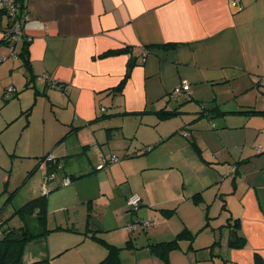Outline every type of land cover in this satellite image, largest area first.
<instances>
[{
	"label": "crops",
	"instance_id": "1",
	"mask_svg": "<svg viewBox=\"0 0 264 264\" xmlns=\"http://www.w3.org/2000/svg\"><path fill=\"white\" fill-rule=\"evenodd\" d=\"M23 3L28 22L14 52L18 55L24 39L29 38L25 45L28 65H24L20 56L13 58L15 62L8 61L12 50L1 40L7 37L4 28L9 21H3L0 59H4L0 70L7 72L10 76L7 80L11 82L0 83V108L2 98L8 97L4 93L7 86L18 94L32 90L36 98H32L27 118L23 112L28 103L25 106L23 97L18 105L9 100L10 116L3 115L5 122L0 119V133L5 123L8 126L23 115L27 128L32 125L33 114L42 108L44 129L53 128L57 138L65 131L57 145L73 136L79 139L73 152L60 154L58 147L56 154L51 152L58 165L67 167L68 174L61 169L49 174L53 176L50 193L61 187L65 175H72L78 177L72 181L74 186L91 177L97 192L115 196L110 190L112 182L124 184L132 177L140 179L143 171L167 170L176 181L163 186L166 198L149 202L142 197L141 205L147 211L138 217L159 221V225L172 217L179 220L173 228L158 227L156 234L175 235L157 242L173 239L183 228L192 234L203 230L200 242L210 241L213 236L214 239L199 248L194 247V240L181 241L179 250L188 253L203 249L206 262L212 264H258L256 255L259 264H264V114L242 113L264 111V85H255L264 79V0H23ZM171 45L174 47L170 48ZM117 49L123 52L102 57L103 53ZM21 68L24 81L17 83L12 74ZM28 71L35 75L32 88H25ZM127 75L122 93L112 94L110 91ZM183 81L189 86L187 91L182 90ZM56 84L64 85V91ZM104 107L106 113L147 112L140 116L114 115L107 119L104 128H96L103 132L99 151L105 155L112 143L122 158L106 174L107 180L97 183L95 179H99L101 172L90 174L97 165L85 153L79 154L91 139H85L79 130L94 124ZM158 111L161 116L165 111L167 117L160 118ZM127 118L133 121L125 122ZM73 126L79 127L78 131L63 138ZM45 136L52 137L50 132ZM43 142L45 149L54 141L45 137ZM15 146L18 148V144ZM148 147L152 151L143 154ZM37 164L38 161L32 169ZM48 166L43 163L30 177L36 181L28 187L27 194L31 196L27 200L7 204L4 198L16 188L12 189L5 164L0 161L3 169L0 218L6 217L12 225L15 208L41 195ZM50 193L47 211L50 205L62 208L69 204L68 211L73 212L67 213L69 220H81V212H76L80 205L85 226L82 232H75L89 241L92 240L84 233L102 236L101 229L91 222L99 220L90 221L97 215L80 203L76 192L65 200L62 192H56L54 199ZM8 206H12V212ZM160 210L175 213L164 218ZM24 219L31 233H42L35 214L25 215ZM32 219L37 232L31 229ZM233 222L238 223L245 239L242 249L228 244ZM18 224L17 228L21 220ZM55 227L74 230L68 225ZM216 229L219 230L214 234L208 231ZM48 242L45 235L28 242L23 255L31 249L32 258L23 261L44 257L51 264ZM157 242L148 239L146 246ZM134 246L137 248L135 243ZM123 261L125 252L121 253V264Z\"/></svg>",
	"mask_w": 264,
	"mask_h": 264
},
{
	"label": "rangeland",
	"instance_id": "2",
	"mask_svg": "<svg viewBox=\"0 0 264 264\" xmlns=\"http://www.w3.org/2000/svg\"><path fill=\"white\" fill-rule=\"evenodd\" d=\"M8 61L14 60L12 58H9ZM18 73H20L21 77L18 75ZM12 76L15 77L17 83H22L24 81L22 68L20 71L12 74ZM7 79H10V76L7 74V72H5V70H0V83L5 80L7 82H11V80ZM4 93L5 96L8 97L13 95V93L10 94L8 92V86L4 89ZM21 96L23 97V103L25 104V106H27L26 103H28V107H26L25 110L32 107V103L34 102L32 98H36L32 90L21 91L18 96L12 98L10 102L14 100L18 105V101L20 100ZM1 105L2 108H0V119L5 122L3 115L10 116V106L8 105V102L5 104L4 100L2 101ZM146 115H148V113ZM23 116L15 119L8 126V123H5L3 131L0 133V161L5 164L6 172L10 177V184L12 186V189L18 188L13 199V203L15 202V204H21L24 200H27V198L31 196L27 194L28 187L29 185H32V183L35 182L36 179L31 178L26 182L25 185H23V182L29 171L32 170V167L35 165L36 161L39 160L37 158H33V156L36 155L39 158L47 153L51 154V152L56 154L57 147L61 150L60 154H68L69 152L75 151L79 146L77 143L79 139L75 138V136L68 138L61 144L57 145L58 141L62 138L65 131L57 138L58 135L53 128L47 126V130L46 128L44 129L42 125V108L40 110H37V112L33 114V116L31 117L32 125L28 126L27 128H24L26 122ZM106 121L107 120L99 123L97 122L98 124L94 123L91 124V126L83 127L79 130L80 132L83 131L85 139H91V141H88L86 144L88 145L86 155L90 159H92V161L97 166H101L103 164L104 158H110L112 155L121 157V154L115 151L112 143L108 146L110 147V150L107 151L105 155H103V153L99 151L100 143L98 142L100 139L102 140L101 135L103 134V132L101 129L96 130V128H104ZM130 121H133V119L127 118L125 120V122ZM199 124L200 122L197 123V125ZM65 128L68 129L67 126ZM104 131L107 130L105 129ZM3 132L4 135H1ZM49 132L51 133L53 138L51 136L45 137H47V139L49 140H53L54 142L48 144L44 149V135L45 133L48 134ZM17 144L18 148L15 146ZM172 145L173 143L170 144V146ZM105 148H107V146H105ZM111 151L115 152L116 154L112 153ZM54 154L49 155V157H53ZM120 162L111 165V167L118 165ZM111 167L107 168L106 170H101V175L99 179H95V182L98 183L99 181L102 182L103 180H107L105 176L107 173L110 174ZM71 169L72 168H70V171ZM1 170L3 169L0 168V176L2 175ZM52 177L53 176L49 178L50 181L48 182H46L45 178L42 179V189L45 188L47 191H49L48 194L53 187L51 182ZM62 180L66 181V178H63ZM126 181L127 182L124 184H116L112 182L113 187L110 190L116 193L115 196H108L103 191L97 192V189L95 188L91 177H87L86 179H82L80 182H76L75 186L72 182L67 185H61L60 188L51 192L50 195L51 199H54L53 195L56 194V192H62L64 194V196L62 197L65 200L71 199L73 193L76 192L80 203L85 204L88 208H90V211L93 214H96L98 216L92 217L90 221L93 219L99 220L98 222L103 226V228H99L101 229L102 237L104 239L107 238L109 241L111 240L110 242H106L112 243L116 246L126 247V242H128L131 238L132 242L134 241L137 248H129L122 251L125 252V261H123V264H165L163 261H161L160 258L152 255L149 248L146 246L147 240L150 239L153 242H157L163 239H170L175 234L167 237V235L163 232L156 234V230L162 225L173 228L176 224H179V220L176 221L177 218L172 217L169 221H166L165 223L160 225L159 221L155 222L149 220L148 218L139 220L138 217L141 215L144 216L146 214L147 208L142 206L139 209H136L135 207L129 205V196L137 195L140 201L143 200L142 197L147 199L149 202L164 200L167 193L162 190L163 186L167 185L169 181H176V177L173 174L168 173L167 170H147L143 171V175L140 179L132 177L130 180L127 179ZM45 182L46 185L43 186ZM125 189L127 190L124 193ZM62 208H59L55 205H50L47 211V228L51 229L56 228L55 226L57 225H68L71 226L74 230H58L53 232H46L45 237L47 236L49 241L48 245H50L51 248V264H96V262L105 255L106 250L104 249L105 247L101 244H97L87 239L83 240L82 235L78 232H75V230H80L82 232L85 226L84 222L81 221L83 218V211L82 209H80V205L79 209H76V212L78 210L79 212H81V220H69V218L67 217V213H71V215L73 214V212H71L70 210L68 211L69 204H67L66 207ZM128 208H130V210H128ZM7 209L9 212L13 211L11 210L12 206H8ZM15 217H12L11 220L12 225L17 228L19 226V218L18 216ZM147 222L149 223L143 225ZM78 226L80 229H78ZM31 229L34 232L38 231V228L35 224V219L31 220ZM223 229L226 233H228L227 227ZM218 230L219 229L208 231L209 233L214 234L215 231L218 232ZM193 232L195 233L193 245L196 248L202 247L214 239L213 236L210 241L200 242V239L204 237V231L202 230L196 232L195 230ZM41 242L44 244L45 239H42ZM59 252L63 253L57 256V253ZM206 255L207 254L203 249L197 252L190 251L188 253H183L182 251L177 250L170 253L169 260L171 261V264H212L206 262ZM23 256L24 261L30 260L32 258L31 249H27Z\"/></svg>",
	"mask_w": 264,
	"mask_h": 264
},
{
	"label": "trees",
	"instance_id": "3",
	"mask_svg": "<svg viewBox=\"0 0 264 264\" xmlns=\"http://www.w3.org/2000/svg\"><path fill=\"white\" fill-rule=\"evenodd\" d=\"M12 3L14 5L15 9H17L16 15L23 16L25 13L23 0H12ZM5 21H7V18L4 19V22ZM4 29L6 31V27ZM4 33H7V31ZM1 41H2V43L4 42V44L9 47V44L7 43L8 40L6 38L2 39ZM25 45H27L26 40L24 41V44L22 46L20 53H18V55H17L14 52L15 49H13L12 53L10 54V58L13 59L14 56L15 57L20 56L22 58V60H24V65H28L27 64L28 52H27ZM172 46L174 47V45H171L170 48H172ZM160 47H162V46H160ZM121 52H123V49L110 50V51L103 53L102 57L117 55ZM1 59H4V58H1ZM1 61L2 60H0V62ZM127 77H128V75L123 78V80L120 82V84L117 88H115L113 91H110V92L112 94L122 93V91L124 89L125 81L127 80ZM263 80L264 79L258 80L255 83V85L256 86L259 84L262 85ZM34 82H35V75H33L30 71H28L26 73L25 88L34 87ZM56 86H58L62 91H64V88H65L64 85L56 84ZM182 87H183V85H182ZM188 88H189V86L187 84V90H188ZM182 90L187 91V90H184L183 88H182ZM12 93H13L12 96L4 97L3 98L4 101L8 102L12 98L18 96V92L13 91V92H11V94ZM29 109L30 108H28L26 111L23 112V114L25 115V118H27V116H28ZM145 112H147V111H145ZM145 112H142V113H139V112L106 113V107H104V108L100 109V115L98 116V118L95 119V121H96L95 123L100 122V121H105L114 115L115 116H117V115L140 116V115H143ZM160 112L161 111L156 112V114H158L160 116V118L167 117V114L165 115V111H164L163 116H161ZM242 113H245L248 115H260V114H264V111H245ZM78 129H79V127H75V126L70 127V130L65 134V136L63 138L68 137L71 134L76 133L78 131ZM107 131H109V130L107 129ZM87 148H88V145L84 146L82 151L79 154L82 155L83 153H85V157H87V155H86L87 154ZM151 151H152L151 147L144 148L143 154L149 153ZM79 154H76L74 156L79 158V156H80ZM35 158L39 159L38 164L32 170L29 171L28 175L24 179L23 185H25L26 182L30 179V177L40 168V165H43V163H45V162H47L49 165L47 167L48 176H47V174L44 176L46 182H48V179L52 176V175L49 176V174H51L52 172H55L57 169H61V170L65 171L67 168L66 166L64 167L62 163H60L58 165L59 162L57 163V161H55L56 159H54L53 157L51 160H48L49 154H46V155L41 156L39 158L38 157H35ZM121 160H122L121 157L119 158V157L113 156V155L110 158H104L103 164L101 166H94L93 171H91V173L90 172L89 173L94 174V173L100 172L101 170H106L107 168L111 167V165H113L117 162H120ZM66 173L68 174L67 171H66ZM64 178H66V181L68 182V184H70L72 181H74L78 177L74 178V176H72V175H65ZM63 182L64 181L62 180L60 185H63ZM45 185H46V183H45ZM17 189L18 188L10 191L6 195V197L4 198L5 203L10 204L13 201L14 196L17 192ZM47 194H48V191L46 194H42V192H41L40 196L32 198V199L26 201L25 203H23L18 208H15V211L13 212L12 215L18 216L19 220H21V226L19 228L15 229L14 226L9 224V219H7L6 217L0 218V264H50V259L44 258V257L36 258V259H33L29 262L23 261V250L25 248V245L28 242L46 235V232H53V231H58V230H63V231L69 230L68 228L65 229V228H61V227H57L54 229H48L47 228V210H46ZM132 196H137V195H130L129 199ZM141 206H142L141 201L139 200V203H138L136 209H139ZM128 210H130V208H128ZM159 212L164 218H169L170 216L174 215L175 210H160ZM28 214H35V216L37 218V222L43 230L42 233L34 234V233H31L29 231L27 224L25 222V219H24L25 215H28ZM138 222H140V221H138ZM148 223L149 222H147L145 224H148ZM230 223L231 222H228V225H230ZM145 224H143V225H145ZM231 227H232V230H230L228 244L230 247H232L234 249H242L245 246V239L243 238V236L241 235V233L239 231L238 223L233 222L231 224ZM84 235L89 236L88 238H90L93 242H95L97 244H101L105 247L104 249L106 250V253H105L104 257L101 260H99L96 264H121V252L123 250L129 249V248H135L132 240H129L128 242H126L127 243L126 247H124V246L120 247V246H116V245H113V244L106 242L104 240V238L99 235V233L97 234L95 232H92V233H90V235H89V233H84ZM193 240H194V234H192L186 228H183L173 239H171L169 241L149 243L148 248H149L150 252L152 253V255L160 258L161 261H163L165 264H170L169 255H170V253L179 250V243L181 241H188L189 243H192ZM195 250H199V249H195ZM255 260H256L255 263H257V261H258V264L260 263V259L257 255L255 256Z\"/></svg>",
	"mask_w": 264,
	"mask_h": 264
},
{
	"label": "built area",
	"instance_id": "4",
	"mask_svg": "<svg viewBox=\"0 0 264 264\" xmlns=\"http://www.w3.org/2000/svg\"><path fill=\"white\" fill-rule=\"evenodd\" d=\"M17 9H15L12 0H0V25L3 23L4 19L7 18V20L9 21V25L6 27V39L8 40L7 43L9 44V48L11 50L14 49V44L17 43V41L20 40V38L22 37L23 33H24V24L26 22H28V18L23 15V16H18L17 14ZM11 21V22H10ZM27 42L30 41L29 38L25 39ZM15 58V56H14ZM3 61V59H0ZM183 85V89L187 90V82L183 81L182 82ZM262 85H264V80L262 82ZM14 89L12 87H8V92L11 94V92H13ZM258 151H260L261 147L259 146ZM52 157H49L48 160H51ZM42 166V165H41ZM234 169H232L233 171ZM263 178H264V173H263ZM68 184L67 181L63 182V185ZM47 190L44 188L42 189V194H46ZM139 203V199L137 196H132L129 199V205L133 206V207H137ZM146 225V224H145ZM134 229V228H133Z\"/></svg>",
	"mask_w": 264,
	"mask_h": 264
},
{
	"label": "water",
	"instance_id": "5",
	"mask_svg": "<svg viewBox=\"0 0 264 264\" xmlns=\"http://www.w3.org/2000/svg\"><path fill=\"white\" fill-rule=\"evenodd\" d=\"M16 45V43L14 44V46ZM132 63H129V66H131ZM93 224H95L96 226H98L99 228H102V225H100V223L98 221H91Z\"/></svg>",
	"mask_w": 264,
	"mask_h": 264
}]
</instances>
